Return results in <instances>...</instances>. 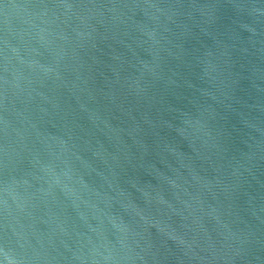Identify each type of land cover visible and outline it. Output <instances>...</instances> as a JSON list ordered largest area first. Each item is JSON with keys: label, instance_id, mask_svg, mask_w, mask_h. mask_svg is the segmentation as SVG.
Here are the masks:
<instances>
[{"label": "water", "instance_id": "obj_1", "mask_svg": "<svg viewBox=\"0 0 264 264\" xmlns=\"http://www.w3.org/2000/svg\"><path fill=\"white\" fill-rule=\"evenodd\" d=\"M0 264H264V0H0Z\"/></svg>", "mask_w": 264, "mask_h": 264}]
</instances>
